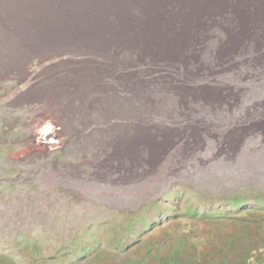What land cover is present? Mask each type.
<instances>
[{
	"label": "rangeland",
	"instance_id": "1",
	"mask_svg": "<svg viewBox=\"0 0 264 264\" xmlns=\"http://www.w3.org/2000/svg\"><path fill=\"white\" fill-rule=\"evenodd\" d=\"M167 190L200 210L264 191V0H0V264L176 254L106 243Z\"/></svg>",
	"mask_w": 264,
	"mask_h": 264
},
{
	"label": "trees",
	"instance_id": "2",
	"mask_svg": "<svg viewBox=\"0 0 264 264\" xmlns=\"http://www.w3.org/2000/svg\"><path fill=\"white\" fill-rule=\"evenodd\" d=\"M171 194L169 190L164 191L158 199L148 201L143 208L131 213L122 226L125 239L118 241L116 236H112L106 243L118 252H136L144 238H159L156 245H163L172 238L182 243L178 253L173 255L152 245L146 247L144 258L150 264H264V191L239 193L221 199L217 205L203 203L212 210H200L194 200L177 199ZM173 199L177 202L174 203ZM211 223L227 228L226 247L223 248L222 244L217 246V240H222L223 236L207 229ZM95 247L97 240H86L79 253L72 255L82 258ZM112 255L102 247L95 249L86 259L110 260L109 264H114L115 256ZM3 258L8 259L7 256ZM117 264H133V261Z\"/></svg>",
	"mask_w": 264,
	"mask_h": 264
},
{
	"label": "built area",
	"instance_id": "3",
	"mask_svg": "<svg viewBox=\"0 0 264 264\" xmlns=\"http://www.w3.org/2000/svg\"><path fill=\"white\" fill-rule=\"evenodd\" d=\"M45 123H43L39 130H38V133L36 135V138H35V141H34V144L38 147H40L41 149H44V150H51V149H54L57 147L58 143H59V138H58V132L60 131V128L58 127H55V131L54 133H50L49 136L47 137H44L42 135V128L44 127ZM58 141V143H53L52 141Z\"/></svg>",
	"mask_w": 264,
	"mask_h": 264
},
{
	"label": "clouds",
	"instance_id": "4",
	"mask_svg": "<svg viewBox=\"0 0 264 264\" xmlns=\"http://www.w3.org/2000/svg\"><path fill=\"white\" fill-rule=\"evenodd\" d=\"M55 131V128H54V125L49 121V122H46L44 127L42 128L41 132H42V135L44 137H47L49 136L50 133H54ZM53 143H58V141H52Z\"/></svg>",
	"mask_w": 264,
	"mask_h": 264
}]
</instances>
